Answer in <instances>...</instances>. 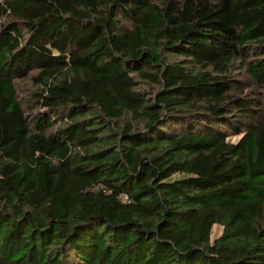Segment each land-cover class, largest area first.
I'll use <instances>...</instances> for the list:
<instances>
[{
  "label": "trees",
  "instance_id": "obj_1",
  "mask_svg": "<svg viewBox=\"0 0 264 264\" xmlns=\"http://www.w3.org/2000/svg\"><path fill=\"white\" fill-rule=\"evenodd\" d=\"M0 264H264V0H0Z\"/></svg>",
  "mask_w": 264,
  "mask_h": 264
},
{
  "label": "rangeland",
  "instance_id": "obj_2",
  "mask_svg": "<svg viewBox=\"0 0 264 264\" xmlns=\"http://www.w3.org/2000/svg\"><path fill=\"white\" fill-rule=\"evenodd\" d=\"M15 86L17 89V96L19 101L23 102V104H26L28 101V98L30 96V91L32 89V86L29 81H16ZM240 139V136H232L228 138V141L231 143H236ZM221 234V228L219 226H214L211 231L210 240L213 241L216 238H218Z\"/></svg>",
  "mask_w": 264,
  "mask_h": 264
}]
</instances>
